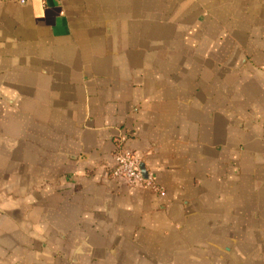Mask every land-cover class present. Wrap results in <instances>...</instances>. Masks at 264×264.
I'll use <instances>...</instances> for the list:
<instances>
[{
    "label": "crops",
    "instance_id": "1",
    "mask_svg": "<svg viewBox=\"0 0 264 264\" xmlns=\"http://www.w3.org/2000/svg\"><path fill=\"white\" fill-rule=\"evenodd\" d=\"M0 264H264V0H0Z\"/></svg>",
    "mask_w": 264,
    "mask_h": 264
},
{
    "label": "built area",
    "instance_id": "2",
    "mask_svg": "<svg viewBox=\"0 0 264 264\" xmlns=\"http://www.w3.org/2000/svg\"><path fill=\"white\" fill-rule=\"evenodd\" d=\"M114 160L115 168L111 175L113 179L126 181L154 194L164 196L165 193L157 184L155 177L145 172L140 160L129 148L126 139L119 141Z\"/></svg>",
    "mask_w": 264,
    "mask_h": 264
}]
</instances>
